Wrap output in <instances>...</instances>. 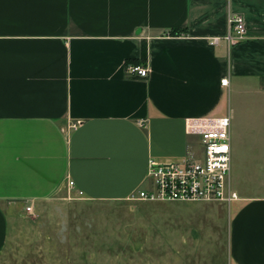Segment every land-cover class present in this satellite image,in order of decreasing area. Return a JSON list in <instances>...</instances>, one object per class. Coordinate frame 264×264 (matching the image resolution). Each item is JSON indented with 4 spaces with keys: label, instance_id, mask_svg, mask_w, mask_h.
<instances>
[{
    "label": "crops",
    "instance_id": "obj_1",
    "mask_svg": "<svg viewBox=\"0 0 264 264\" xmlns=\"http://www.w3.org/2000/svg\"><path fill=\"white\" fill-rule=\"evenodd\" d=\"M231 14L247 28L236 45ZM144 41L140 78L127 63ZM228 114L231 177L264 179V0H0V254L15 214L68 180L81 198L127 200L151 159L186 156L185 119ZM238 195L228 262L264 264V194Z\"/></svg>",
    "mask_w": 264,
    "mask_h": 264
},
{
    "label": "rangeland",
    "instance_id": "obj_2",
    "mask_svg": "<svg viewBox=\"0 0 264 264\" xmlns=\"http://www.w3.org/2000/svg\"><path fill=\"white\" fill-rule=\"evenodd\" d=\"M243 119L240 109L233 127ZM235 176L240 196L264 194V179ZM230 211L223 202L94 201L63 191L15 214L0 264H229Z\"/></svg>",
    "mask_w": 264,
    "mask_h": 264
},
{
    "label": "built area",
    "instance_id": "obj_3",
    "mask_svg": "<svg viewBox=\"0 0 264 264\" xmlns=\"http://www.w3.org/2000/svg\"><path fill=\"white\" fill-rule=\"evenodd\" d=\"M229 32L225 37L229 45L239 44L247 39L244 16L231 14L228 17ZM130 75L147 78V66L128 67ZM228 80L222 84L227 85ZM79 122L72 123L76 129ZM232 116L208 115L185 119V132L197 137L188 147L182 160L166 163L151 159L148 163L147 188L137 189L128 199L150 202H223L231 205L240 200L231 187L232 171ZM68 193L82 197L83 192L75 190V183L67 181ZM31 208H28L30 211Z\"/></svg>",
    "mask_w": 264,
    "mask_h": 264
},
{
    "label": "trees",
    "instance_id": "obj_4",
    "mask_svg": "<svg viewBox=\"0 0 264 264\" xmlns=\"http://www.w3.org/2000/svg\"><path fill=\"white\" fill-rule=\"evenodd\" d=\"M187 33V30H184V31H179V30H174V31H171L170 34L171 35H179L181 33ZM147 60H148V49H147V42L144 41L143 44H142V53H141V57L140 59H136V60H130L128 61L127 63V68L130 66V65H134V66H146L147 64Z\"/></svg>",
    "mask_w": 264,
    "mask_h": 264
},
{
    "label": "water",
    "instance_id": "obj_5",
    "mask_svg": "<svg viewBox=\"0 0 264 264\" xmlns=\"http://www.w3.org/2000/svg\"><path fill=\"white\" fill-rule=\"evenodd\" d=\"M138 32H140V31H138Z\"/></svg>",
    "mask_w": 264,
    "mask_h": 264
}]
</instances>
